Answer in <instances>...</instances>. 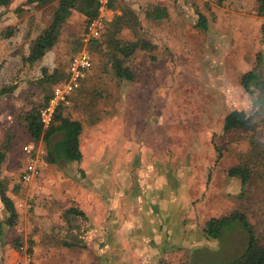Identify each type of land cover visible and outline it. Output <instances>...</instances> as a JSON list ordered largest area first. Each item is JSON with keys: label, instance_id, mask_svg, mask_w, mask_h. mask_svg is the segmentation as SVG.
I'll use <instances>...</instances> for the list:
<instances>
[{"label": "rangeland", "instance_id": "obj_1", "mask_svg": "<svg viewBox=\"0 0 264 264\" xmlns=\"http://www.w3.org/2000/svg\"><path fill=\"white\" fill-rule=\"evenodd\" d=\"M24 1L13 0L0 9V32L14 27L16 42L13 52L1 54L0 86L19 80L12 94L0 97V149L10 137L1 168L16 180L31 156L53 179L29 182L22 196L29 216L40 218L45 208L54 210L48 224L57 236L51 238L53 253L44 264H222L243 251L244 231L229 225L211 239L202 229L209 218L235 208L247 212L264 234V177L252 184L253 198L239 200L240 180L227 175V168L252 153L251 133L223 131L230 110L258 112L255 134L264 157V17L256 13V0H116L139 18L137 31L125 28L121 36L140 35L156 44L152 58L138 50L127 61L136 82L125 81L116 89L129 94L152 82L155 95L148 101L128 99L118 115L107 94L115 90L109 59L102 45L83 40L88 22L79 13L64 22L58 42L43 59L21 64L20 54L50 23L56 6V1L40 7L30 4L15 12ZM109 4L99 14L103 29L120 13ZM155 5L168 11V29L145 18L144 12ZM198 14L205 16L206 28L194 26ZM163 29L169 31L168 45L160 36ZM81 50L90 53L93 66L88 82L63 111L83 124V159L51 165L45 161L43 141L30 139L20 116L62 80L40 81L41 68L66 74L70 58ZM251 69L259 80L248 93L241 75ZM58 138L60 133L53 137ZM25 145L32 148L31 155L24 152ZM85 187L90 192L86 195ZM71 191L73 205L89 207L86 220L68 225L64 211L72 204Z\"/></svg>", "mask_w": 264, "mask_h": 264}, {"label": "trees", "instance_id": "obj_2", "mask_svg": "<svg viewBox=\"0 0 264 264\" xmlns=\"http://www.w3.org/2000/svg\"><path fill=\"white\" fill-rule=\"evenodd\" d=\"M55 1L56 6L50 23L29 42L28 53L20 54L22 65L34 64L41 60L45 53L54 47L59 40L64 22L73 13L76 12L82 15L85 18V23L99 15L98 0H25L14 11L17 13L22 12L24 5L33 4L34 7H40ZM223 1L218 0V3L222 4ZM12 2L13 0H0V7H10ZM256 2V13L264 17V0H256ZM109 8L113 10L119 9L120 13L114 14L112 20L106 23L100 36L92 38L90 41L94 45H102L100 49H103L104 54L108 57L109 60L106 62L110 64V71L114 73L115 77L126 81H134L135 75L128 66L127 61L131 59L136 51L143 50L151 53L156 46L150 40L140 35L136 39H124L121 36V32L125 28L136 32L139 27V18L131 8L120 2L116 3V0H110ZM144 16L147 19L166 17L167 10L165 7L155 5L144 12ZM198 18L197 27L206 28L207 20L205 16L198 14ZM14 31V27H8L5 31L0 32V39L10 38L13 36ZM101 39L102 41H100ZM150 56L152 57L153 55ZM2 63H0V67ZM41 73L42 78L40 81L46 80L50 84H55L60 78L63 79L66 77V74L59 72L56 68L51 73H48L47 69L42 67ZM258 80V75L254 72V69L241 75V83L248 93L253 92L252 87L257 85ZM18 85L19 80L16 78L8 84L1 85L0 97L12 94ZM51 94L52 91L45 94L41 103L32 106L29 110L21 114L20 117L24 122L26 134L34 141H43L46 162L51 164L79 162L82 158V152L80 150L82 123L65 114L63 111L64 105L57 107L53 122L49 127L44 128L40 122L39 110L47 102ZM257 117H259L258 112L247 113L244 110L233 109L226 113L223 118L224 132L239 130L251 133L249 143L252 146V153L248 157H241V160L237 164L227 168V175L229 177H238L240 180L241 190L237 194L239 200L253 198L252 184L259 182L264 177V157L261 156L262 148L259 143L260 137L255 134L258 126ZM57 133H60V138L54 140L53 137ZM9 143L10 137H7L6 142L0 149V165L5 157L4 150L8 148ZM0 200L9 213L6 222L9 225H14L17 218L16 210L1 184ZM262 202L263 200H261ZM259 205L260 201L258 202ZM254 212L259 217V208H256ZM66 214L73 216V222H76L78 219L82 221L86 220L85 213L77 207L69 208ZM247 214L242 209L235 208L229 213L218 217H211L205 222L202 232L207 238H219L225 226L229 225H231V228L234 225H238L246 235V243L243 251L222 264H264V234L259 233L256 224L249 220ZM29 251L31 250L29 249Z\"/></svg>", "mask_w": 264, "mask_h": 264}, {"label": "crops", "instance_id": "obj_3", "mask_svg": "<svg viewBox=\"0 0 264 264\" xmlns=\"http://www.w3.org/2000/svg\"><path fill=\"white\" fill-rule=\"evenodd\" d=\"M1 8L2 7H0V9ZM168 17L169 16H168V11H167L166 17L154 18L152 20L156 21L159 25H161V23H162V25L164 24L168 29V25H167ZM197 22H198V20H197ZM197 22L194 24V26H196V28H197ZM207 25H209V24H207ZM160 36L164 39L163 41H164L165 45H168L166 40L170 39L169 31L164 30V29L161 30ZM12 38H13V36H11L10 38L0 39V57H1V54L9 53L13 50L12 48L15 46L14 44L16 42L12 41ZM152 43L155 44L154 42H152ZM139 51H143V50H139ZM22 53L27 54L28 49ZM47 53H48V51L45 53V55ZM149 54L154 55L153 51L151 53L149 52ZM44 56H43V58H44ZM5 58H7L6 55H5ZM2 59L3 58L1 57L0 63L2 61H4ZM89 73L90 72L88 71L85 78L82 80V82L80 84L81 88H83L84 85L88 82ZM112 73H110V74H112ZM112 75L114 78L111 79V86L115 85L114 86L115 90H111V88H110V91H107V94L111 95L112 104L115 103L114 104L115 110L118 111L117 115L121 114L122 110H125L126 104H127L126 101L128 99H132L134 102L148 101V100H151L152 97L155 95V92H154L155 89L151 87L152 82L151 83H147V82L145 83V86L150 85V87H146V88L140 87V88H137L135 90H132L129 94H127L126 92L123 93V91H118V90L116 91V89L119 88L118 84L120 85L121 83L125 82L126 80H122V79L115 77L114 73ZM66 77H67V69H66ZM65 78H63V79H65ZM136 78L137 77L135 75V80L134 81H128V82L129 83L133 82V84H134L136 82ZM140 82L137 83L138 86L142 84ZM145 90H146V92H145ZM147 91H149V92H147ZM73 94H72V97L74 96ZM71 98H70V100H71ZM117 102H118V104L116 106ZM131 108H133V107H131ZM113 110H114V107L112 108V111ZM135 110H136V108H135ZM73 118L77 119L81 122L80 118L74 117V116H73ZM82 126H83V124H82ZM82 132H83V128H82ZM81 139L82 138L80 135V150L82 152ZM82 156H83V153H82ZM82 159L83 158H81V160H80L81 162H82ZM114 162H115V160H114ZM64 163L66 164L68 162H64ZM64 163H62V164H64ZM74 163H75V161H74ZM48 164H51V163H48ZM1 165H2V163H1ZM1 165H0V184L4 188L9 199L12 201V203L15 207V210H16L17 218L15 220L14 225H9L6 222L8 216H9V213L6 210V208L3 206V204L0 200V264H18L19 260L22 257V252L19 250V246L22 244L27 246V248L30 249L32 252L31 264H44L43 261H45V259H48V256L50 257L53 253V249L50 247V243H52L51 238L57 236V232L50 231V229H49L50 225L48 224L50 222L49 214L52 213L54 210L45 208V210H43L44 213L40 218L29 216L26 214L25 208H23V207H25V204L22 201L23 200L22 196L26 192L25 189H27V187L30 184L32 185L36 179H38L39 182H41L42 184L46 183V181L47 182L52 181L53 179H51V177L48 178V175L46 173V169L44 168V171H42V169H41L40 175L37 178H35L34 180H32L30 182V184L23 182L21 180V174H22L23 169H24V166H23L20 168L19 174L16 176V180H14L13 176H11L10 174H8L5 171H2ZM51 165H60V164H51ZM118 166L119 165L117 163V168H118ZM96 175H98V174H96ZM100 175H103V174H100ZM90 178H92V176H90ZM70 179H72V178H70ZM84 189H85V195H86V192L88 191V189L86 187ZM90 196L92 198L93 195H90ZM69 197H70L69 200L71 201L72 204H70V206L67 207L66 210L64 211L65 223H67L68 225L71 222L73 223V216L66 214V212L69 208L77 207V208L81 209L86 215L87 212L85 209L89 207V206L87 207V205H84V204L78 205V203H75V205H73V201H74L73 200V191L70 192ZM46 202L44 204H46ZM100 206H101L102 212H104L105 211L103 208L104 205L101 204ZM100 206H97V207H100ZM86 217H88V215H86ZM37 227H39L41 231L35 230ZM47 229H49V231ZM60 240H61V238H60ZM62 244L67 246V245H69V242H66V240H62ZM46 261H48V260H46Z\"/></svg>", "mask_w": 264, "mask_h": 264}, {"label": "built area", "instance_id": "obj_4", "mask_svg": "<svg viewBox=\"0 0 264 264\" xmlns=\"http://www.w3.org/2000/svg\"><path fill=\"white\" fill-rule=\"evenodd\" d=\"M98 2L100 14V11L109 4V0H98ZM103 24L104 20L99 15L89 20L86 24L83 40L87 42L92 38L99 37L103 30ZM92 66L93 59L87 50L78 51L70 58L67 66V77L54 85L52 94L39 110V119L44 128L49 127L53 122L55 111L59 105L67 106L69 104L72 94L78 90L82 80ZM23 150L25 153L31 155L32 148L30 146H23ZM40 173V166L30 156L25 163L21 180L29 183L37 178ZM19 250L22 252V257L18 264H30L32 261V252L23 244L19 246Z\"/></svg>", "mask_w": 264, "mask_h": 264}]
</instances>
